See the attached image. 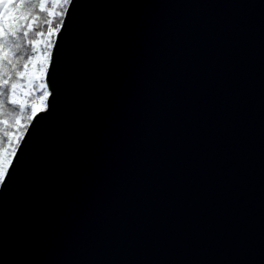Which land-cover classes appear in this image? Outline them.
<instances>
[{"label":"water","instance_id":"obj_1","mask_svg":"<svg viewBox=\"0 0 264 264\" xmlns=\"http://www.w3.org/2000/svg\"><path fill=\"white\" fill-rule=\"evenodd\" d=\"M63 19L62 117L37 114L0 188V264H264V0Z\"/></svg>","mask_w":264,"mask_h":264},{"label":"snow or ice","instance_id":"obj_2","mask_svg":"<svg viewBox=\"0 0 264 264\" xmlns=\"http://www.w3.org/2000/svg\"><path fill=\"white\" fill-rule=\"evenodd\" d=\"M48 0H0V188L6 189L17 178V154L21 150V142L28 131V125L40 112L47 115L42 120L49 121L53 125V131L62 117V112L55 101H49V97L56 92L59 97V89L50 88L46 81L49 65L53 62V40L51 37L60 31L64 23V17L73 0H51L52 8H47ZM56 6L59 7V22L52 27V20L47 21L49 27L47 34L38 33L40 39H32L27 42L32 45L31 54L27 55L23 71L16 75L27 78L25 84L10 79V68L14 61L20 59L18 50L24 40H27L28 32L36 24L35 9L48 11L49 17L57 15ZM41 45L43 47L41 48ZM60 59H56L55 72L60 68ZM39 81V89L35 99L30 94L35 91L34 82ZM55 84V80L52 81ZM18 105V113L10 122L5 118L8 105ZM11 123L13 131H5V126ZM7 137V143L4 137Z\"/></svg>","mask_w":264,"mask_h":264},{"label":"trees","instance_id":"obj_3","mask_svg":"<svg viewBox=\"0 0 264 264\" xmlns=\"http://www.w3.org/2000/svg\"><path fill=\"white\" fill-rule=\"evenodd\" d=\"M46 7L47 8L53 7L51 0H48ZM56 12H57V15H55L53 17H49L47 10L39 9V8L35 9V14L37 17L36 24L34 25L33 29L28 32L27 40L23 41L21 48L18 50V55L21 58L15 60L14 66L10 68V73H11L10 79L11 80L26 84L25 83V81H26L25 77L18 76V75H16V73L23 71L24 63H25L24 58H26V56L31 54V52H32V45H30L27 41L32 40V39H40L41 37H39L38 33L43 32V33L47 34L48 27H49L47 21L49 19L52 20V27H55L56 24L59 22V19H60V17L58 16V12H59L58 6H56ZM42 47H43V45H41V48ZM34 88H35V91H33L30 94V98H32V99L36 98L37 92H41V90L39 89V81L38 80L34 82ZM41 94H42V92H41ZM18 109H19L18 105H11V104L8 105L6 108L5 118L11 122L13 120L14 116L18 113ZM13 130L14 129H12L11 123L9 125L5 126V131H13ZM4 142L7 143V137L6 136L4 137Z\"/></svg>","mask_w":264,"mask_h":264},{"label":"rangeland","instance_id":"obj_4","mask_svg":"<svg viewBox=\"0 0 264 264\" xmlns=\"http://www.w3.org/2000/svg\"><path fill=\"white\" fill-rule=\"evenodd\" d=\"M58 33V32H57ZM57 33H55L52 37H51V39L53 40V44H54V41H55V39H56V36H57ZM25 79H26V81H27V78L25 77ZM26 81H25V83H26ZM27 85V83L25 84V86Z\"/></svg>","mask_w":264,"mask_h":264}]
</instances>
